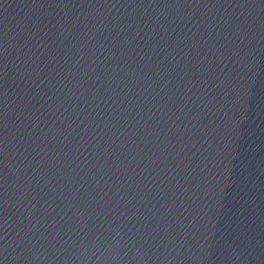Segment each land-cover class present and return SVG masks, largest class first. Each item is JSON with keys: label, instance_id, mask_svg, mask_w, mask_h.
<instances>
[{"label": "water", "instance_id": "1", "mask_svg": "<svg viewBox=\"0 0 264 264\" xmlns=\"http://www.w3.org/2000/svg\"><path fill=\"white\" fill-rule=\"evenodd\" d=\"M0 264H264V0H0Z\"/></svg>", "mask_w": 264, "mask_h": 264}]
</instances>
